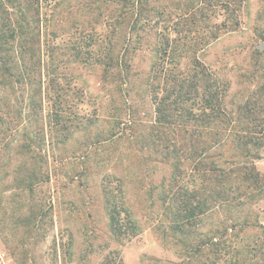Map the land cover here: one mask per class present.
Here are the masks:
<instances>
[{
	"label": "rangeland",
	"instance_id": "374dc122",
	"mask_svg": "<svg viewBox=\"0 0 264 264\" xmlns=\"http://www.w3.org/2000/svg\"><path fill=\"white\" fill-rule=\"evenodd\" d=\"M114 1L32 0L39 10L31 28L41 32L40 61H27L16 76L0 78V264H264V180L253 189L258 200L221 208L191 227L182 213L195 179L188 154L180 148L167 157L157 141L167 140L152 106L157 38L178 36L180 44L204 40L221 19L210 17V0H151L149 9L161 15L152 11V22L133 31L135 49L126 57L130 83L120 88L98 65L108 41L118 38L112 30ZM190 1L200 23H191ZM90 38L92 59L77 53ZM198 56L227 86V106L237 118L262 85L244 75L260 65L264 74V0H243L238 31ZM39 81L46 100L41 111L33 98ZM253 110L255 119L250 124L243 117V124L264 135V113L261 107ZM236 149L228 141L204 163L215 160L227 170L231 165L223 157ZM254 166L264 176V146ZM246 218L257 228L237 226L226 236L237 253L209 246L187 261L190 241ZM172 221L181 226L172 230L174 238ZM255 244L256 250L243 252Z\"/></svg>",
	"mask_w": 264,
	"mask_h": 264
},
{
	"label": "trees",
	"instance_id": "16d2710c",
	"mask_svg": "<svg viewBox=\"0 0 264 264\" xmlns=\"http://www.w3.org/2000/svg\"><path fill=\"white\" fill-rule=\"evenodd\" d=\"M26 1L27 4L24 5V0L21 3L20 0H0V78L16 76L23 71L21 67H25L27 61L40 57L41 32H35L31 28L34 12L38 14L39 10L32 0ZM113 3L116 4V20L112 30L116 29L118 38L114 42L108 41L106 52L98 56V65L103 69L104 76H115L119 87L125 88L128 87L131 78L126 57L129 50L135 49L131 47L133 31L141 23L149 25L152 22L150 16L152 11L154 16L161 13L149 9L151 0H115ZM207 6L212 10L210 17L221 20L210 26V32L203 38L204 40L197 37L189 44H180L178 36L158 37L156 58L152 64L150 77L155 123L167 137V140L157 141L163 142L160 146L167 157H174L182 148L183 154H188L186 158L188 164H191V177L195 178L193 188L186 194V203L182 210L191 227H197L202 218L221 208H238L249 200H258L253 189H258L259 182L264 180V176L254 166L257 151L264 146V135L243 124V119L249 120L250 124L255 119L252 114L253 108L259 112L261 107L260 112L264 113V74L260 72L261 65L254 66L251 72L244 75L247 80L255 81L254 83L262 81V85L257 92L247 97L240 107V115L234 118L226 102L227 86L215 71L207 68L199 60L198 56L221 37L238 31L243 0H210ZM187 7L191 23L196 21L200 23L202 17H195L193 2L190 1ZM91 40L92 38L85 39V46H80L77 53L93 57L95 50ZM139 41L140 39L136 42ZM256 54H259L258 51ZM262 70L264 71V68ZM28 79L22 77L21 81L30 83ZM39 83V90L37 89L38 92L33 98H37L38 109L41 111L46 100L42 95L41 81ZM56 96L59 94L56 93ZM34 104L37 105L35 102ZM2 121L4 119L0 115V125ZM58 121L55 122L56 126L59 125ZM12 122L13 120L9 121ZM228 141L237 145L235 155L223 157L224 162L230 163L231 166L226 170L215 160L206 166L204 163L206 155ZM237 160L246 163L239 165L240 161ZM235 166L240 168L235 169ZM199 190L203 192L201 195ZM191 198L195 199L194 203ZM168 210L172 214L171 209ZM117 213L119 211L116 210L115 214ZM112 223H116L114 217ZM231 223L233 224L223 223L220 227L210 229L195 243L190 241L186 253L189 255L187 261L191 262L193 258H198L209 246H214L220 251L227 247L237 253L238 249L230 246L231 240H227L226 236H231V231L233 232L237 226L253 229L257 227L247 218ZM168 229L179 232L181 226L172 221ZM173 235L172 231L170 237L174 238ZM175 237L177 238V235ZM256 248V244L248 250L245 246L243 252H253ZM234 264H237L236 260Z\"/></svg>",
	"mask_w": 264,
	"mask_h": 264
}]
</instances>
